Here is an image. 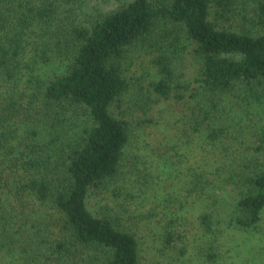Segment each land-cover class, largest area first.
Listing matches in <instances>:
<instances>
[{"label":"trees","instance_id":"1","mask_svg":"<svg viewBox=\"0 0 264 264\" xmlns=\"http://www.w3.org/2000/svg\"><path fill=\"white\" fill-rule=\"evenodd\" d=\"M61 1L0 0V264H145L137 231L142 219L156 225L160 213L136 214L135 195L120 188L132 128L112 107L129 93V109L146 117L139 124H160L147 112L173 103L181 108L177 136L226 156L218 166L189 167L179 200L182 208L211 189L234 193L222 221L206 210L198 215L205 258L217 263V227L254 231L264 210V124L218 122L219 96L247 113L263 102L264 0H118L92 20L54 29ZM53 38L59 49L47 59ZM130 56L147 60L156 79L135 86L124 67ZM50 60L60 62L59 73L38 77L35 65ZM186 61L189 79L178 70ZM17 124L26 128L13 139ZM242 134L251 139H235ZM223 140L245 154L230 158ZM176 145L168 141L162 153L172 157ZM105 191L121 198L117 208L90 210L88 195ZM160 215L156 251L164 256L181 239L176 219Z\"/></svg>","mask_w":264,"mask_h":264},{"label":"rangeland","instance_id":"2","mask_svg":"<svg viewBox=\"0 0 264 264\" xmlns=\"http://www.w3.org/2000/svg\"><path fill=\"white\" fill-rule=\"evenodd\" d=\"M119 1L62 0L58 11L59 16H57L56 21L53 23V27L56 29L58 26L66 27L71 24H82L83 21L92 20L100 13L115 9ZM55 42L56 40L53 38L52 46L50 47L51 51L45 55L47 59L49 55L57 52L59 49L57 47L55 50ZM38 61L41 60L38 59ZM124 67L128 78L132 82L134 81L135 86L140 84L145 87L148 81L156 79L154 75L155 70L148 64L147 60L144 63L142 60L130 56ZM60 68L59 61L50 60V62L45 64H36L34 73L38 77H50L59 73ZM178 70L184 73L183 79H189L193 72L192 64L190 61L183 62V64L179 65ZM18 87L23 89L24 85L19 84ZM131 98V93H129L118 105V108L116 105L112 107L114 115L128 120L132 128V135L123 157L121 170L124 174V180L120 182V188L129 190L135 195V198L132 200L131 210L136 214L154 210L164 215L167 213V218L176 219L174 220L172 230L181 239L177 250L161 256L157 253V249L161 246L157 238L162 237V233L158 228V221L165 218L162 219L160 214L152 217L156 225L150 224L149 221L146 223L147 220L142 219L143 222L140 223H142L141 227L144 229L140 228L137 232L141 239L140 247L144 263L179 264L181 262V264H213V262L205 258L206 243L205 237L202 236L199 228L198 215L206 210L212 214L214 223L222 221L228 211L224 205H229L234 200V193L230 190V187L226 186L224 190L220 188L211 189L208 190L209 197L207 199L204 196L203 200L195 203H192L193 200L188 199V202H191V204H187L182 208L179 207V200L184 201L182 189L188 179L189 171L187 169L189 167H205V165L212 167L211 162H214V165L218 166L223 161H226V156L219 154V149L213 150L210 147H206L205 153L198 151L192 142H187L184 138L178 137L177 135L181 132V108L179 110V107H176L177 105H173V103H158L155 110L147 112L148 116L151 114L157 115L162 120L160 124H139L146 117L142 116L141 112L137 109H129V100ZM216 98L218 99V96ZM219 98V111L225 110V114L218 121L219 123L235 128L241 127L244 124L249 125V122H254V125L264 124V99L263 102L252 105L255 107L250 106L247 113V109L241 106L235 98L225 95L219 96ZM245 113L249 114V119ZM38 126L43 127V122ZM16 127L19 129L16 131L13 139H18L17 136L21 134L22 129L26 128L21 124H17ZM240 136L235 137V139H239L241 143L242 140L251 139L250 134H242ZM172 139L178 145H176V153L171 157L170 155H164L162 152H164L167 142ZM219 143L221 146H227L230 158L238 151L239 144L227 140ZM239 153L241 155L245 154L243 152ZM133 167H135V170H132ZM142 186L144 193L137 195L136 191ZM120 202L121 198L119 196H113L111 192L108 193L107 191L104 193L99 192L98 194L91 192L87 199L88 207L92 211H96L101 207H103L101 209L117 208ZM207 204H210L211 207H208ZM218 229L221 230L216 235L218 241L213 244L214 249L212 251L216 255H219L221 259L217 256L218 261L214 264H264V210L261 215V221L254 231L247 233L234 232L232 229L226 231L220 225L217 227ZM152 235H155V242L152 241ZM181 249L183 250V255L180 254Z\"/></svg>","mask_w":264,"mask_h":264}]
</instances>
